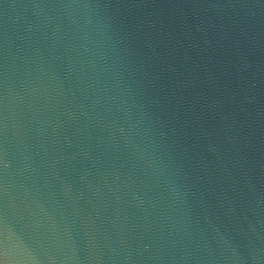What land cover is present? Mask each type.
Listing matches in <instances>:
<instances>
[{"label":"water","instance_id":"1","mask_svg":"<svg viewBox=\"0 0 264 264\" xmlns=\"http://www.w3.org/2000/svg\"><path fill=\"white\" fill-rule=\"evenodd\" d=\"M0 264H264V0H0Z\"/></svg>","mask_w":264,"mask_h":264}]
</instances>
